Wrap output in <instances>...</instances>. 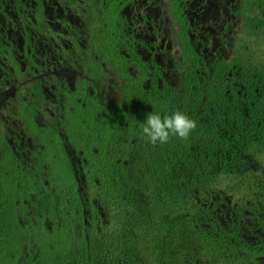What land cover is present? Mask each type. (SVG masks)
Returning <instances> with one entry per match:
<instances>
[{"label": "flooded vegetation", "instance_id": "flooded-vegetation-1", "mask_svg": "<svg viewBox=\"0 0 264 264\" xmlns=\"http://www.w3.org/2000/svg\"><path fill=\"white\" fill-rule=\"evenodd\" d=\"M261 37L264 0H0V178L45 176L59 149L86 162L68 129L102 128L128 90L184 89L223 66L239 78L243 64L264 65L252 46ZM198 202L237 255L230 264H264V152L231 191ZM190 263L223 259L201 249Z\"/></svg>", "mask_w": 264, "mask_h": 264}, {"label": "trees", "instance_id": "trees-1", "mask_svg": "<svg viewBox=\"0 0 264 264\" xmlns=\"http://www.w3.org/2000/svg\"><path fill=\"white\" fill-rule=\"evenodd\" d=\"M227 74L223 66L153 95L128 90L102 128L67 130L86 162L74 166L59 149L47 154L45 176H1L0 264H191L201 249L236 260L198 200L231 191L264 152V65ZM177 110L197 123L188 140L154 146L139 135L148 113Z\"/></svg>", "mask_w": 264, "mask_h": 264}, {"label": "clouds", "instance_id": "clouds-1", "mask_svg": "<svg viewBox=\"0 0 264 264\" xmlns=\"http://www.w3.org/2000/svg\"><path fill=\"white\" fill-rule=\"evenodd\" d=\"M196 128V121L182 111L164 116L153 111L146 115L138 131L142 138L155 146L167 144L172 138L186 141Z\"/></svg>", "mask_w": 264, "mask_h": 264}, {"label": "rangeland", "instance_id": "rangeland-1", "mask_svg": "<svg viewBox=\"0 0 264 264\" xmlns=\"http://www.w3.org/2000/svg\"><path fill=\"white\" fill-rule=\"evenodd\" d=\"M252 46L254 49V55L255 57L263 62L264 61V37H261L260 39H255L254 42H252Z\"/></svg>", "mask_w": 264, "mask_h": 264}]
</instances>
